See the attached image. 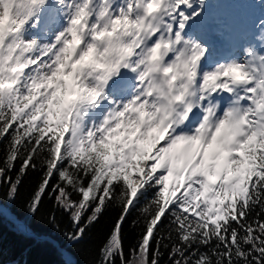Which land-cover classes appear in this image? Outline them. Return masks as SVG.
I'll return each mask as SVG.
<instances>
[{"label": "snow or ice", "instance_id": "snow-or-ice-1", "mask_svg": "<svg viewBox=\"0 0 264 264\" xmlns=\"http://www.w3.org/2000/svg\"><path fill=\"white\" fill-rule=\"evenodd\" d=\"M209 7L0 0V218L35 171L71 244L119 209L90 264H264V15L219 56Z\"/></svg>", "mask_w": 264, "mask_h": 264}, {"label": "trees", "instance_id": "trees-1", "mask_svg": "<svg viewBox=\"0 0 264 264\" xmlns=\"http://www.w3.org/2000/svg\"><path fill=\"white\" fill-rule=\"evenodd\" d=\"M18 167L19 165L17 169ZM39 177L40 173L29 172L23 178L15 200H4L3 206L8 214H13L23 221L28 229L40 238L29 234L21 225L4 215L0 218V264H64L67 255L71 256L74 264H90L96 259L98 249L117 218L119 209L110 207L100 216L98 222L86 231L82 240L71 244L62 235L63 231L70 227L67 213L55 211L56 224L49 223L48 217L53 213V199H49L45 194L35 215L26 210ZM137 215V211L133 210L123 225L125 251L140 232V228L132 227V221ZM165 261L166 257L161 264H165Z\"/></svg>", "mask_w": 264, "mask_h": 264}, {"label": "rangeland", "instance_id": "rangeland-1", "mask_svg": "<svg viewBox=\"0 0 264 264\" xmlns=\"http://www.w3.org/2000/svg\"><path fill=\"white\" fill-rule=\"evenodd\" d=\"M208 2L211 6L207 15L213 16L221 10L226 11L230 14L234 31L241 34L254 32L252 22L264 15V0H208Z\"/></svg>", "mask_w": 264, "mask_h": 264}, {"label": "bare ground", "instance_id": "bare-ground-1", "mask_svg": "<svg viewBox=\"0 0 264 264\" xmlns=\"http://www.w3.org/2000/svg\"><path fill=\"white\" fill-rule=\"evenodd\" d=\"M210 2V1H209ZM211 6V5H210ZM224 16V17H223ZM221 17H223L224 20L226 19H230V14H228L226 11L221 10L218 14H216V16L214 17L215 19H217V21H221ZM216 21V20H215ZM241 34H239L237 31L234 34V41L238 40ZM240 41V39H239ZM6 212L8 213V211L6 210Z\"/></svg>", "mask_w": 264, "mask_h": 264}, {"label": "water", "instance_id": "water-1", "mask_svg": "<svg viewBox=\"0 0 264 264\" xmlns=\"http://www.w3.org/2000/svg\"><path fill=\"white\" fill-rule=\"evenodd\" d=\"M5 210H6V208H5ZM5 216L8 217L9 219L14 220L18 225H21L26 230V232H28L29 234L35 235L30 229H28L27 225L23 221L19 220L13 214H8L7 212H5ZM35 236L40 238V236H38V235H35Z\"/></svg>", "mask_w": 264, "mask_h": 264}]
</instances>
